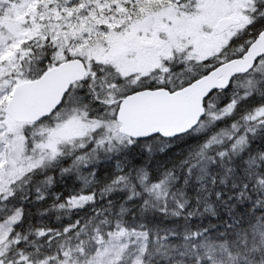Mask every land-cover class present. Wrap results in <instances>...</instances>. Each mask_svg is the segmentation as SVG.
<instances>
[{
  "label": "snow or ice",
  "instance_id": "obj_1",
  "mask_svg": "<svg viewBox=\"0 0 264 264\" xmlns=\"http://www.w3.org/2000/svg\"><path fill=\"white\" fill-rule=\"evenodd\" d=\"M0 264H264V0H0Z\"/></svg>",
  "mask_w": 264,
  "mask_h": 264
}]
</instances>
